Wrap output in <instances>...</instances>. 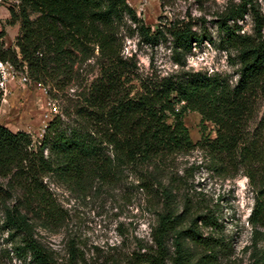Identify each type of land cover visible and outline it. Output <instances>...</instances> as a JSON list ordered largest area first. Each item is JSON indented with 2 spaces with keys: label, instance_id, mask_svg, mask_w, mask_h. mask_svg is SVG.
<instances>
[{
  "label": "trees",
  "instance_id": "1",
  "mask_svg": "<svg viewBox=\"0 0 264 264\" xmlns=\"http://www.w3.org/2000/svg\"><path fill=\"white\" fill-rule=\"evenodd\" d=\"M247 5L243 0L229 8L218 26L224 49L235 52L234 84L219 75L184 70L186 55L209 40L205 34L184 21L152 31L125 0H20L17 9L9 10L8 24H18L19 32L14 48H5L6 33L0 30L1 64L42 86L70 78L77 64L92 59L98 68L80 104L69 114L55 115L36 146L28 133L0 124V234L6 233L15 259L59 264L34 231L36 222L56 227L62 221L49 184L83 194L113 187L125 170H134L140 188L158 200L150 228L152 252L142 254L141 262L217 264L219 254L230 250L214 235L221 224L214 213L189 201L190 169L181 175L172 169L176 157L199 148L208 172L226 178L241 172L253 186L245 251L247 264H264V133L253 137L246 129L254 97L259 93L264 100V20ZM247 13L254 20L251 35L229 25ZM134 36L150 47L168 42L180 70L140 76L133 55L122 54L123 38ZM186 112L212 123L215 138L192 143L183 121ZM260 124L264 130V116ZM69 254L66 264H74L77 254L71 246Z\"/></svg>",
  "mask_w": 264,
  "mask_h": 264
},
{
  "label": "rangeland",
  "instance_id": "2",
  "mask_svg": "<svg viewBox=\"0 0 264 264\" xmlns=\"http://www.w3.org/2000/svg\"><path fill=\"white\" fill-rule=\"evenodd\" d=\"M125 1L137 19L152 31L170 22L184 21L191 24L193 31L208 37L209 40H204L186 55L184 70L219 75L230 84L236 82L235 52L224 49L218 26L228 9L241 5L243 0ZM244 1L249 3L247 9L253 5L264 20V0ZM9 19V13L1 9L0 30L3 28L6 33L4 47L14 48L19 25H9ZM229 25L237 26L240 34L251 35L253 16L247 13ZM121 34L127 35L125 28L121 29ZM122 54L124 57L133 55L142 77H164L180 70L171 60L168 42L150 47L138 44L135 36L124 37ZM97 75L98 68L92 59L77 64L70 78L59 77L56 85L48 82L42 86L8 64L0 63V124L12 132L28 133L36 146L48 122L55 115L71 113ZM263 116L264 100L257 93L246 123L247 132L253 137L262 138L264 130L260 122ZM183 121L192 143H199L205 136L215 138V126L202 122L197 113L186 112ZM172 166L179 175L183 169H190L187 173L189 201L202 211L214 213L221 224L214 235L226 242L230 250L219 254L217 264H247L245 247L250 243L249 218L254 208V190L249 180L241 172L232 178L208 172L206 157L199 148L179 155ZM48 187L57 201L62 221L56 227L36 222L34 231L36 239L57 263L69 261L70 246L77 254L74 264H143L142 254L152 252L150 228L156 222L154 206L158 200L140 188L134 170H125L113 187L104 186L83 194L60 184H49ZM203 232L206 235L209 230ZM6 237V233L0 234V264H28V261L20 262L14 258Z\"/></svg>",
  "mask_w": 264,
  "mask_h": 264
},
{
  "label": "built area",
  "instance_id": "3",
  "mask_svg": "<svg viewBox=\"0 0 264 264\" xmlns=\"http://www.w3.org/2000/svg\"><path fill=\"white\" fill-rule=\"evenodd\" d=\"M20 5V0H0V11L5 10L9 13L10 9H17Z\"/></svg>",
  "mask_w": 264,
  "mask_h": 264
}]
</instances>
